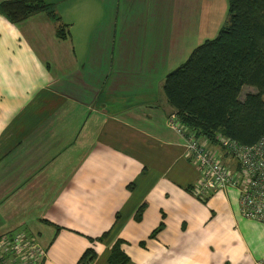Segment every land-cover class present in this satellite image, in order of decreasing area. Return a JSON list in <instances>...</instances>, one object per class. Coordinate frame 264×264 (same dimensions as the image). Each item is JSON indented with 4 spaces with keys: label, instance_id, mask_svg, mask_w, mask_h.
Wrapping results in <instances>:
<instances>
[{
    "label": "crops",
    "instance_id": "crops-1",
    "mask_svg": "<svg viewBox=\"0 0 264 264\" xmlns=\"http://www.w3.org/2000/svg\"><path fill=\"white\" fill-rule=\"evenodd\" d=\"M45 1L66 38L46 13L0 15V238L24 231L43 264L88 250L111 264L116 246L124 264H264V223L238 191L193 193L199 168L163 90L199 10L218 27L228 0Z\"/></svg>",
    "mask_w": 264,
    "mask_h": 264
},
{
    "label": "trees",
    "instance_id": "trees-1",
    "mask_svg": "<svg viewBox=\"0 0 264 264\" xmlns=\"http://www.w3.org/2000/svg\"><path fill=\"white\" fill-rule=\"evenodd\" d=\"M38 13L57 22L59 37H67V27L45 0L0 2V15L13 24ZM244 86L257 92L241 100ZM163 90L180 120L213 144L219 134L243 145L264 138V0H228L227 23L168 73ZM94 259L95 252L88 250L79 264ZM110 261L125 263L118 246Z\"/></svg>",
    "mask_w": 264,
    "mask_h": 264
},
{
    "label": "built area",
    "instance_id": "built-area-1",
    "mask_svg": "<svg viewBox=\"0 0 264 264\" xmlns=\"http://www.w3.org/2000/svg\"><path fill=\"white\" fill-rule=\"evenodd\" d=\"M168 123L184 137L187 157L199 168L192 187L197 198L206 201L217 191L237 190L242 216L264 223V138L243 145L219 134L213 144L188 128L177 112L169 116ZM46 257L37 239L24 231L0 238V264H43Z\"/></svg>",
    "mask_w": 264,
    "mask_h": 264
},
{
    "label": "rangeland",
    "instance_id": "rangeland-1",
    "mask_svg": "<svg viewBox=\"0 0 264 264\" xmlns=\"http://www.w3.org/2000/svg\"><path fill=\"white\" fill-rule=\"evenodd\" d=\"M228 15V13H227ZM197 17H204L202 20L198 19V33L197 35L192 34L189 38V43L192 47V51L193 49H195L196 47H198L199 45H201L202 43H204L206 40H210V39H214L217 35L219 30L222 28V26H224L227 21H228V17L225 19L227 20H223L222 24L220 26H216L214 24L213 21L209 20V18L207 17V10H199V15H197ZM191 51V53H192ZM5 60L3 52H2V48H0V64H1V70H5L3 69V61ZM185 61V60H184ZM184 63V62H183ZM10 66L5 65V68H9ZM257 92V90L253 87L250 86H244L243 91L241 93L240 99L244 100L246 95L249 93H255Z\"/></svg>",
    "mask_w": 264,
    "mask_h": 264
}]
</instances>
